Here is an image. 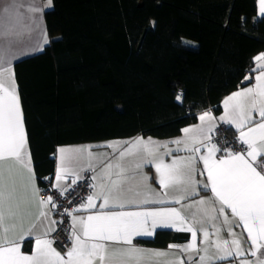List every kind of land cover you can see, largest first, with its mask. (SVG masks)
I'll use <instances>...</instances> for the list:
<instances>
[{
    "label": "snow or ice",
    "instance_id": "1",
    "mask_svg": "<svg viewBox=\"0 0 264 264\" xmlns=\"http://www.w3.org/2000/svg\"><path fill=\"white\" fill-rule=\"evenodd\" d=\"M257 2L259 13L264 15V0ZM51 6L48 0L44 7ZM43 11L42 7L25 4L23 0H0V264H217L227 259H238L239 264H264V163L260 165L261 170L256 166L259 158L264 157V53L254 57L256 67L250 69L257 73L255 83L231 93L223 101L224 114L219 121L227 125L228 130L234 128L238 133L235 139L241 146L239 151H235L234 146L218 147L211 142L217 124L210 110L199 115L198 125L183 128V136L170 142L160 143L151 138L145 141L137 137L132 141L108 143L106 146L114 153L120 144L127 145L119 150V158L114 163L87 152L88 163L84 167L83 151L59 149L56 182L51 190L57 191L62 198L67 199L74 186L86 179L81 176L83 171L95 172L98 165L103 167L99 178L91 177L93 183L88 187L92 194L85 198L86 202L64 209L62 215L70 217L68 239L71 247L63 255L56 251L52 246L55 241L49 236L57 230L54 225L62 224L63 220L48 219L51 212L47 206L52 210L59 207L51 195L39 199L41 189L36 186L37 176L27 150L12 67L14 44L9 39L27 35L35 40L38 47L34 50L37 51L50 43L46 29L41 28ZM152 26H155L154 21ZM244 79L250 80L251 76L246 75ZM182 99L183 94H178L177 102ZM169 143L177 147L172 149ZM222 143L229 142L225 139ZM174 152L186 155H173ZM141 154L142 158L133 168L124 165L126 157ZM168 156H172L170 162H166ZM9 163L19 170V181L12 174ZM200 163L202 170L197 168ZM145 167L155 169L157 183L163 192L151 190L148 183L151 177L142 171ZM205 174L206 183L201 185L196 176ZM69 179L70 185L65 186ZM125 185H129L127 189ZM201 186L204 190L210 189L212 198L184 204L198 194ZM140 188L144 191L138 190ZM29 193L38 203L39 212L28 229L21 228L17 235L16 221L22 216L21 203ZM167 204L181 207L163 206ZM148 205L161 207L149 208ZM125 208L138 210L125 211ZM186 210L190 213L187 216ZM79 212L90 214L76 215ZM241 226L250 242L248 249L234 231ZM157 228L191 234L187 243L168 246L178 250L180 257L162 260L160 258L168 256L167 252H146L133 245L135 237L152 236ZM224 231L228 238L222 237ZM198 234L201 236L199 242ZM26 239H34L31 254L22 251ZM114 244L120 247L113 248Z\"/></svg>",
    "mask_w": 264,
    "mask_h": 264
},
{
    "label": "trees",
    "instance_id": "2",
    "mask_svg": "<svg viewBox=\"0 0 264 264\" xmlns=\"http://www.w3.org/2000/svg\"><path fill=\"white\" fill-rule=\"evenodd\" d=\"M138 1L51 0L44 10L50 43L15 63L41 187L59 145L170 138L200 113L218 112L264 51L257 0H143L141 20ZM173 239L157 231L141 242L164 247Z\"/></svg>",
    "mask_w": 264,
    "mask_h": 264
},
{
    "label": "crops",
    "instance_id": "3",
    "mask_svg": "<svg viewBox=\"0 0 264 264\" xmlns=\"http://www.w3.org/2000/svg\"><path fill=\"white\" fill-rule=\"evenodd\" d=\"M23 2L25 4H27V3H34L37 6L42 7L44 10L46 8H49V7H44L48 3V0L47 1H44V0H23ZM141 2H143V0H139L138 1L137 7H139V6L141 7V4H140ZM257 14L259 16H264V15H261L259 13L258 2H257ZM41 15H42L41 28H44L45 29L44 11H43V13ZM9 39H11L12 42H13V44H14V47L12 48V54L15 57L13 59V61H12L13 71H14V65H15V63H17L18 61L24 59L25 57H28V56L37 54V53H39L42 50V49L39 50V51L34 50V48L35 47H38V45L36 44V42H35L34 39L28 37L27 35L20 36V37H11ZM261 53H264V51L261 52ZM261 53H259V54H261ZM259 54H257V55H259ZM255 67H256V62L254 60V64H253V66H252L251 69H253ZM256 74L257 73H255V72L248 73V75L251 76V79L249 80V82L247 84H245V85L240 86L239 88H237L233 92H235V91H237L239 89H242V88H247V87L252 86L255 83V75ZM15 81H16V78H15ZM16 87H17V92H18V95H19L17 81H16ZM19 99H20V95H19ZM224 99L220 103V110L218 112H215L213 110H210L212 116L215 118L216 124H218L220 122L219 121V117L224 114V108H223V101H224ZM20 105H21V109H22L21 100H20ZM202 113H200L199 115H201ZM22 114H23L24 129H25L26 139H27V129H26V124H25V120H24L23 109H22ZM199 115H198V117H199ZM254 116H255V114H254ZM198 117H197V119H196V121L194 123L189 124V125H187L185 127H191V126L198 125L200 123ZM256 119H259V117L256 116ZM230 130L232 131V133L234 135H236V136L238 135V133L235 131L234 128L233 129H230ZM138 136H140V135L138 134V135H133V136H130V137L132 138V137H138ZM182 136H183V133L181 131L178 135H176L174 137H170V138H159V139H157L155 141L156 142H160V143L170 142V141H172L174 139H177V138H180ZM143 137H144L143 139H148V138H146V136H143ZM115 139H117V138H115ZM155 139H156V137H155ZM108 140H113V139H108ZM211 142H212V140H211ZM74 144H76V143L67 144V145H59L57 147V150H56V153H55V169H54L53 174L50 177L51 178L50 180H51V183L52 184H54L56 182L55 181L56 167H57V164L59 162V157H60V153H59L58 150L61 149V148L66 149V150H70L71 149V146L74 145ZM106 145H98L97 147L94 148V150H91L90 152L94 156H103L105 158V162H107L108 160H110L111 162L114 163L119 158V150H123V148H126L127 147V145H125V144H123V145L120 144L119 149L114 153L113 152V149L107 147ZM169 147L172 148V149H175L177 146L174 145V144L169 143ZM27 150L30 153V150H29V147H28V143H27ZM161 151H163V149H161ZM30 155H31V153H30ZM142 155L143 154H141L139 156L126 157L124 159L123 163H124V165L126 167H129L131 169V168L134 167L135 163H137V162L140 161V159L142 158ZM173 155L180 156V155H186V153H183V152L176 153V152H174ZM219 155H222V154H219L218 153V156ZM31 159H32V156H31ZM171 159H172V156L166 157V162H170ZM32 163H33V160H32ZM87 163H88L87 160L83 161V166L86 167L87 166ZM261 163H264V157L259 158V160H258V162L256 164L258 170H261V168H260ZM8 166L11 167L12 174L14 176H16L17 180L19 181L20 180L19 170L16 168L15 165H12L11 163H9ZM102 167H103V165H98L95 172H93V171L90 170L91 173H92V176L93 175H96L99 178ZM197 168L199 170H202L203 169V164L202 163L198 164L197 165ZM142 171H143L144 174H146V175H148V176L151 177V180L148 182L151 190L154 193H156V192H163V189H161L160 186H159V184L157 183V177H156L155 169L153 167H145ZM82 173H81V175H82ZM131 175H132V172L130 171L129 172V176H131ZM196 179L198 181H200L201 182V185H202L203 183H206V174L203 175V176L197 175L196 176ZM98 182H99V180L97 181V183ZM70 183H71V180L69 179L67 182H65V186L70 185ZM92 183H93V181H92ZM130 183H135V181H130ZM36 186L39 189H41V185H40V183L38 181V177H37V181H36ZM128 186L129 185H125V188L127 189ZM138 190L144 191L143 188H140ZM18 191L20 192L21 195H23V189L22 188H19V185H18ZM197 193L198 194L195 195L194 197H192L191 200H186L183 203L184 204H188V203H191L192 200H199L201 198H204L206 200H208L209 198H212V193H211L210 189L204 190L202 188V186L197 189ZM91 194H92V192H91ZM126 195L131 196L132 193H127L126 192ZM39 199H43L40 196V194H39ZM84 202H86V199L83 201V203ZM97 203L98 204L99 203H102V201H98ZM163 206L164 207H176V208H180L181 207L180 205H176V204H167V205H163ZM47 207H48V210L51 212V215L48 217V219L49 220H56L55 214H54V210H52L50 206H47ZM147 207H149V208H151V207H161V205H148ZM116 210L119 211V209H116ZM124 210L125 211H134V210H138V209H136V208H125ZM194 210L195 209H192L191 211H194ZM20 211L22 213V216H21V218L19 220L16 221V223H17V233L16 234L17 235L19 234L21 228L24 229V230L28 229V227L30 226V224L36 219V216L38 215V212H39V205H38V203H36L35 201H33L30 193L27 195V199L24 200L21 203V209H20ZM88 214H90V213L89 212H79V213H76V215H78V216H86ZM184 214L187 216L190 213H189V211L186 210L184 212ZM228 214L230 215V210L228 211ZM45 226H47V224ZM54 227H55V225H54ZM157 231H169V232H171V234L173 236H175V239H173L167 246H164V247H155V246L145 245L144 243L141 242V240H150V239H153L155 237ZM234 231L240 236L241 240L245 242L244 243L245 249H248L250 247V242L247 241V234H246V232H243L242 226L241 227L234 228ZM221 235H222L223 238H228L227 231L222 232ZM49 238H50V236H49ZM190 239H191V234L190 233L178 232V231H175V230L169 229V228H157L152 236H138V237H135L133 239L132 243H133L134 246L139 247V248L145 250L146 252H151V251H165V252H167L168 253V256L167 257L160 258V259L163 260V259H174V258H177V257H180L181 256V253L178 250H176V249H169L168 246L170 244L183 245V244L187 243L188 241H190ZM200 239H201V236L198 234L197 241L199 242ZM25 242H29V244H30V249L29 250H26L25 249V247H24V245H25L24 243ZM33 247H34V239H26L23 242V244H22V251L25 254H31V252L33 250ZM112 247L113 248H116V247H120V245H115L114 244ZM248 258L249 259H254V258H252L250 256ZM217 264H239V260L238 259H227V260H224V261H219V262H217Z\"/></svg>",
    "mask_w": 264,
    "mask_h": 264
},
{
    "label": "built area",
    "instance_id": "4",
    "mask_svg": "<svg viewBox=\"0 0 264 264\" xmlns=\"http://www.w3.org/2000/svg\"><path fill=\"white\" fill-rule=\"evenodd\" d=\"M236 135L228 130V126L219 122L217 124L216 131L212 134V142L218 147H233L235 151H239L241 146L236 142ZM227 140L229 143H222L223 140ZM222 154V153H219ZM86 179H81L77 186H74V190L69 192L67 199L62 198L57 191L51 190L52 183L51 180L44 179L45 186L41 187L40 196L43 199H47L51 195L54 201L59 205L57 209L54 210L56 220H63L62 224L55 225L56 231L50 235V238L55 241L53 247L61 253L62 255L67 252L68 248L71 247V241L68 239V233L70 231V218L68 216L62 215L64 209L67 207L69 209L83 203L85 198L91 194L92 190L88 187L92 183L91 177L92 173L90 170L83 171L82 175ZM71 200L72 203L68 201Z\"/></svg>",
    "mask_w": 264,
    "mask_h": 264
},
{
    "label": "rangeland",
    "instance_id": "5",
    "mask_svg": "<svg viewBox=\"0 0 264 264\" xmlns=\"http://www.w3.org/2000/svg\"><path fill=\"white\" fill-rule=\"evenodd\" d=\"M141 7H137L136 11H135V18H137L138 20H141L143 18V14H144V6H143V2L140 3ZM138 137L144 138L143 135H140ZM137 137H128V138H117V139H113V140H104V141H94V142H83V143H76L74 145L71 146V150H81L85 153V160H87L86 158V153L90 152L91 150H94L95 147H97L98 145H106L108 143H116V142H125V141H132ZM146 138H151L153 141L159 139L155 137H151V136H146ZM148 139H144L145 141ZM123 145V144H121ZM126 145V144H125Z\"/></svg>",
    "mask_w": 264,
    "mask_h": 264
},
{
    "label": "water",
    "instance_id": "6",
    "mask_svg": "<svg viewBox=\"0 0 264 264\" xmlns=\"http://www.w3.org/2000/svg\"><path fill=\"white\" fill-rule=\"evenodd\" d=\"M249 82V80H244L243 82H242V85H245V84H247Z\"/></svg>",
    "mask_w": 264,
    "mask_h": 264
}]
</instances>
